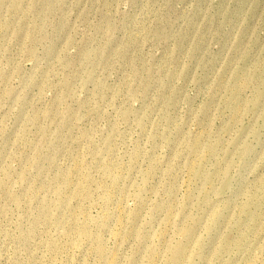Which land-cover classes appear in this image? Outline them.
I'll list each match as a JSON object with an SVG mask.
<instances>
[{"label": "rangeland", "instance_id": "obj_1", "mask_svg": "<svg viewBox=\"0 0 264 264\" xmlns=\"http://www.w3.org/2000/svg\"><path fill=\"white\" fill-rule=\"evenodd\" d=\"M171 262L264 264V0H0V264Z\"/></svg>", "mask_w": 264, "mask_h": 264}, {"label": "bare ground", "instance_id": "obj_2", "mask_svg": "<svg viewBox=\"0 0 264 264\" xmlns=\"http://www.w3.org/2000/svg\"><path fill=\"white\" fill-rule=\"evenodd\" d=\"M180 250H181V248H178V249L176 250V253H175V254H177L178 252H180ZM112 260H113V259H110L109 262L112 263ZM171 264H172V262H171Z\"/></svg>", "mask_w": 264, "mask_h": 264}]
</instances>
